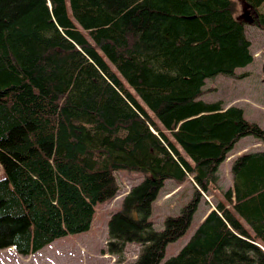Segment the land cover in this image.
<instances>
[{"label": "trees", "instance_id": "trees-1", "mask_svg": "<svg viewBox=\"0 0 264 264\" xmlns=\"http://www.w3.org/2000/svg\"><path fill=\"white\" fill-rule=\"evenodd\" d=\"M264 29V0H243ZM234 0H0V251L31 256L90 230L96 206L115 199V173L143 182L108 225V250L133 264H264V152L221 165L242 139L264 142L243 109L205 102L206 80L253 63ZM245 77V76H243ZM195 194L163 230L153 205L167 181Z\"/></svg>", "mask_w": 264, "mask_h": 264}, {"label": "rangeland", "instance_id": "rangeland-1", "mask_svg": "<svg viewBox=\"0 0 264 264\" xmlns=\"http://www.w3.org/2000/svg\"><path fill=\"white\" fill-rule=\"evenodd\" d=\"M234 2L236 19L246 24V34L252 44L254 61L247 67L237 69L235 75H218L206 80L205 92L200 99L209 103L221 101L225 107H239L243 109L248 121L258 124L264 130V29L255 23L256 16L245 1ZM259 13L264 15V4L259 8ZM248 152H264V142L247 137L235 146L221 168L223 187L227 188L232 183L231 165L234 159ZM115 175L119 194L112 201L96 206L89 231L57 239L31 256H21L14 249L0 251V264H133L140 254V247L137 244H127L122 257L111 255L108 250V225L112 215L122 210L127 194L143 182L145 176L125 170L118 171ZM2 178L0 165V179ZM176 184L179 188L173 192ZM195 187L192 178L184 183L167 181L153 205L152 220L157 230H163L164 221L168 216L180 215L194 197ZM216 204L217 200L212 194L203 192L191 227L179 240L168 245L161 264H166L177 256Z\"/></svg>", "mask_w": 264, "mask_h": 264}, {"label": "crops", "instance_id": "crops-1", "mask_svg": "<svg viewBox=\"0 0 264 264\" xmlns=\"http://www.w3.org/2000/svg\"><path fill=\"white\" fill-rule=\"evenodd\" d=\"M228 107H229V106H228ZM228 107H227V108H228ZM240 142H241V141H240ZM240 142H239V143H240ZM239 143H238V144H239ZM236 145H237V144H236ZM234 148H235V147H234ZM248 153H249V152H248ZM243 154H245V153H243ZM243 154H241V155H243ZM241 155H239L238 157H240ZM238 157H236V158L234 159V161H235ZM234 161H233V162H234ZM224 163H225V162H224ZM224 163H223V164H224ZM223 164L221 165L220 170H221ZM232 165H233V163H232ZM232 165H231V170H232ZM220 177H221V182H222V180H223L222 171H221V176H220ZM232 177H233V175H232ZM166 184H167V182H166ZM232 186H233V178H232V183H230V185H229L227 188L223 187V183L221 184L220 188H221V190H227V189L231 188ZM178 188H179V185L176 184V186L173 188L172 191L174 192V191L177 190ZM213 196H214V195H213ZM192 197H193V196H192ZM214 197H215V196H214ZM215 198H216V197H215ZM216 200H218V199H216Z\"/></svg>", "mask_w": 264, "mask_h": 264}, {"label": "bare ground", "instance_id": "bare-ground-1", "mask_svg": "<svg viewBox=\"0 0 264 264\" xmlns=\"http://www.w3.org/2000/svg\"><path fill=\"white\" fill-rule=\"evenodd\" d=\"M214 210H215V207H214Z\"/></svg>", "mask_w": 264, "mask_h": 264}]
</instances>
